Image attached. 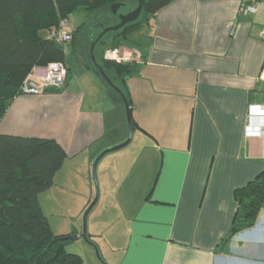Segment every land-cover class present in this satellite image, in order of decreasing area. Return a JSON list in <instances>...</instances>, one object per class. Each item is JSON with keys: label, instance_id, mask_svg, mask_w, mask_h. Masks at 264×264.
<instances>
[{"label": "crops", "instance_id": "0c3cea01", "mask_svg": "<svg viewBox=\"0 0 264 264\" xmlns=\"http://www.w3.org/2000/svg\"><path fill=\"white\" fill-rule=\"evenodd\" d=\"M259 14L241 15L237 0H174L151 17L146 37L119 47L141 54L124 91L142 153L116 189L117 264H264V204L254 227L230 237L236 190L264 171V117L248 113L264 105ZM82 67L90 96L76 80L22 95L0 133L55 139L72 160L87 153L89 164L126 140L121 96ZM248 126L263 135L247 136Z\"/></svg>", "mask_w": 264, "mask_h": 264}, {"label": "trees", "instance_id": "16d2710c", "mask_svg": "<svg viewBox=\"0 0 264 264\" xmlns=\"http://www.w3.org/2000/svg\"><path fill=\"white\" fill-rule=\"evenodd\" d=\"M125 1L0 0V123L14 100L27 95L21 88L36 67L52 63L67 66L65 46L77 45L86 22L72 29L73 40L70 43L52 38L53 28L63 21H70L75 13L93 14L113 3ZM173 1L146 0L136 22L117 32H109L99 40L94 49V61L89 50L91 66L88 65V69L101 76L100 66L125 95L126 80L135 70L134 63L106 60L105 51L131 47L129 39L132 33ZM99 35L88 39L90 46ZM108 37L111 42H107ZM67 69L65 84L70 78V70ZM125 97L131 107L130 99ZM133 126L136 125L133 123ZM67 158L66 151L55 139L0 133V264H83L82 256L69 252L67 248L83 231L55 233L39 202V195L52 188ZM94 197L95 194L89 205ZM235 197L239 209L230 237L257 223L264 204V171L237 189Z\"/></svg>", "mask_w": 264, "mask_h": 264}, {"label": "rangeland", "instance_id": "374dc122", "mask_svg": "<svg viewBox=\"0 0 264 264\" xmlns=\"http://www.w3.org/2000/svg\"><path fill=\"white\" fill-rule=\"evenodd\" d=\"M116 3L93 14L78 12L71 16L69 21L71 29H75L82 22H86V26L79 36L76 46L72 44H66L65 46L67 65L72 71V77L68 79L66 87L73 80H76L82 94L83 90H85L86 94L90 96L93 90V83L90 73L82 67L83 64L91 66L89 50H91L92 44L90 46L91 42L89 43L88 39L101 33L104 29L117 26L120 23V15H125L137 8L139 0H127L124 3H120L121 6L118 9V13L114 14L112 5ZM260 3H262V6L260 14L257 16L262 15L264 18V0H260ZM150 19L152 20L151 17ZM150 23L151 27L154 28L155 21ZM147 30L148 22L133 32L132 38L139 40L146 37ZM107 42H111L110 37L107 38ZM62 88L54 90H61ZM124 121L126 126L128 125L127 127H129L128 120ZM126 140L117 142L108 148L122 144ZM140 147L141 145L137 139H134L128 146L106 154L98 163L96 177L99 199L87 218V233L90 237L85 239L79 233L77 235L79 238L71 241L67 247L69 252L82 256L83 264L118 263L119 252L124 245H120V242L117 241H124V238L118 239L120 236L117 230L122 233L124 226L122 225L119 228V207L116 206V201L118 200L116 198V189L131 170L133 163H136L137 156H141ZM100 154L101 152L93 159L91 164H89L87 153L77 157V159L67 158L62 170L57 174L52 188L39 195L41 208L55 233L64 232L69 234L73 231H83L85 211L93 194L96 193L92 167ZM94 229L97 230L94 231ZM115 257H117V261L114 259Z\"/></svg>", "mask_w": 264, "mask_h": 264}, {"label": "built area", "instance_id": "2783aa9c", "mask_svg": "<svg viewBox=\"0 0 264 264\" xmlns=\"http://www.w3.org/2000/svg\"><path fill=\"white\" fill-rule=\"evenodd\" d=\"M239 1V13L241 15L256 14L260 10L261 3L258 0H237ZM50 36L61 43H70L73 40V30L69 26V21H63L53 28ZM264 38V28L262 30ZM104 58L117 63H134L141 61V54L137 49L114 48L107 49ZM67 66L63 63H52L46 67H36L22 85V92L27 95H39L40 88L60 89L67 79ZM264 79V70L262 72ZM248 113L251 117H264V105L252 104ZM245 133L249 137H260L263 135L262 127L248 126Z\"/></svg>", "mask_w": 264, "mask_h": 264}, {"label": "water", "instance_id": "95a60500", "mask_svg": "<svg viewBox=\"0 0 264 264\" xmlns=\"http://www.w3.org/2000/svg\"><path fill=\"white\" fill-rule=\"evenodd\" d=\"M145 1L146 0H140L137 8H135L133 11L129 12L128 14L120 15V17H119L120 23L117 26L112 27V28L104 29L100 33L98 38L92 43V46H91V54H92L93 61L95 60L94 49H95L97 43L99 42V40L102 37H104L109 32H112V31L113 32H117L120 29H122L123 27H125L126 25L136 22L139 19L140 15H141V12H142V9H143ZM120 6H121L120 3H116V4L112 5V9H113L114 14L118 13V9L120 8ZM98 70H99V73L101 74L102 78H104V80L109 84V86L111 88H113L121 96L122 101H123V103L125 105V108H126V114H127V120H128V124H129V128H130V133H129L128 139L124 143L104 150L96 158V160L93 163L92 173H93V179H94V182H95V185H96V193H95L94 200L88 206V208H87V210L85 211V214H84V229H83V232H82V237H84L85 239H88V233H87V218H88V215L91 212V210L96 206V204L98 202V199H99V189H98V183H97V177H96V171H97L98 163L100 162V160L106 154H108L110 152H114V151L120 150V149L128 146L130 144V142L132 141L133 132H134V126H133L132 119H131L130 105H129L124 93L111 81V79L107 76V74L104 72V70L100 66H98ZM58 91L59 90H54V89H50L49 90V92H58Z\"/></svg>", "mask_w": 264, "mask_h": 264}, {"label": "flooded vegetation", "instance_id": "af4514ba", "mask_svg": "<svg viewBox=\"0 0 264 264\" xmlns=\"http://www.w3.org/2000/svg\"><path fill=\"white\" fill-rule=\"evenodd\" d=\"M128 14V13H127Z\"/></svg>", "mask_w": 264, "mask_h": 264}]
</instances>
